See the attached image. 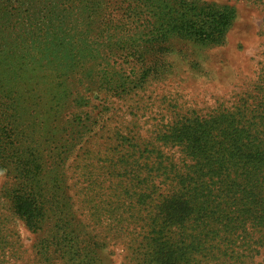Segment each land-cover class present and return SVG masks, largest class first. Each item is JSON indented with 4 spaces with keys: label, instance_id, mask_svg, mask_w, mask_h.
Returning <instances> with one entry per match:
<instances>
[{
    "label": "trees",
    "instance_id": "16d2710c",
    "mask_svg": "<svg viewBox=\"0 0 264 264\" xmlns=\"http://www.w3.org/2000/svg\"><path fill=\"white\" fill-rule=\"evenodd\" d=\"M222 19L171 0H0V166L11 168L12 207L36 235L35 264H105L110 241L131 264H241L264 254V68L257 101L168 119L144 139L93 146L97 119L60 146L53 133L35 135L36 124L17 129L19 109H57L72 89L87 103V90L136 87L118 66L130 53L171 34L211 36ZM47 147L63 148L51 153L59 166L65 150H79L81 219L66 169L44 168Z\"/></svg>",
    "mask_w": 264,
    "mask_h": 264
},
{
    "label": "rangeland",
    "instance_id": "374dc122",
    "mask_svg": "<svg viewBox=\"0 0 264 264\" xmlns=\"http://www.w3.org/2000/svg\"><path fill=\"white\" fill-rule=\"evenodd\" d=\"M171 2L215 10L223 19L211 36L171 34L143 43L140 56L130 53L118 66L133 77L136 87L110 92L87 90L84 93L87 103L79 100L78 90L72 89L73 94L57 109L50 110L48 102L19 109L22 112L19 123L29 124V128L18 126L17 129L29 134L36 124L39 129L35 135L53 133L60 146L72 137H80L84 126L97 119L93 127L101 128L98 133L102 137L94 138L93 146L96 140L115 145L120 135L147 138L168 119L205 116L217 108H232L244 99L257 101L261 96L257 85L264 68L263 5L255 0ZM62 150L47 147L42 153L44 168L48 172L57 166L66 169L67 195L73 212L81 219V193L79 183H75L81 165L79 150H65L60 155L64 160L59 166L51 153ZM11 178V168L0 166V238L5 239L1 244L4 259L6 264H35L32 245L36 235L25 227L12 207L8 194L15 189ZM108 244L104 251L105 264H131L122 243L110 241ZM241 264H264V254H254Z\"/></svg>",
    "mask_w": 264,
    "mask_h": 264
}]
</instances>
